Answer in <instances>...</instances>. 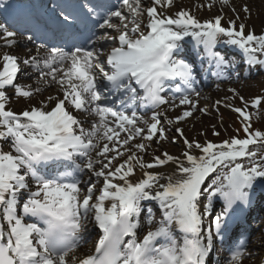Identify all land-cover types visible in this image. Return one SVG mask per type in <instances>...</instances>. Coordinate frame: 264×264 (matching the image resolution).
Here are the masks:
<instances>
[{
	"label": "snow or ice",
	"instance_id": "snow-or-ice-1",
	"mask_svg": "<svg viewBox=\"0 0 264 264\" xmlns=\"http://www.w3.org/2000/svg\"><path fill=\"white\" fill-rule=\"evenodd\" d=\"M118 4L83 0L77 14L60 0H51L50 7L44 5V16L27 29L28 42L45 41L37 45V54L21 59L10 51L0 53V140L11 142L9 151L0 149V264H207L214 240H230V209L249 204L254 182L264 178V130L253 128L256 113L249 110L259 111L264 95L249 100L239 96L241 107L227 105L240 122L237 135L201 143L176 128L185 145L183 159L165 152L163 158L153 156L146 162L141 155L149 146L146 141L166 138L160 119L164 113L158 111L168 103L162 95L166 81L179 79L175 92L181 93L179 104L188 106L176 122L191 117L197 107L192 99L193 93L199 95L193 64L174 58L180 42L190 36L203 44L219 76L229 64L213 51L221 37L245 53L249 65L264 67V32L246 31V24L237 26L235 21L224 26L219 15L200 20L185 9L173 15L158 10L170 8L173 0H152L148 7L143 0ZM17 35L7 21H0L5 47L16 45ZM57 39L60 45L48 46ZM100 41L113 46L105 53L97 47ZM22 65L39 72L44 85H58L62 98L50 95L20 112L7 107L8 87L24 98L41 91L16 82ZM117 93L122 99L107 98ZM70 108L88 113L91 125L85 127ZM138 109L156 110L145 118ZM137 137L140 142H135ZM49 162H58L64 171L48 172ZM169 162L176 167L167 176L150 171ZM137 168L142 176L133 180ZM85 171L90 176L82 181ZM204 193L209 199L219 195L224 202L206 231L203 225L212 205H203L201 211ZM141 201L158 202L162 213L156 220L149 210L142 238ZM89 224L100 234L82 252ZM245 255L242 244L231 246L225 264H243Z\"/></svg>",
	"mask_w": 264,
	"mask_h": 264
},
{
	"label": "bare ground",
	"instance_id": "bare-ground-1",
	"mask_svg": "<svg viewBox=\"0 0 264 264\" xmlns=\"http://www.w3.org/2000/svg\"><path fill=\"white\" fill-rule=\"evenodd\" d=\"M6 1V0H5ZM46 1V0H44ZM147 6H151L152 4V0H147ZM242 1L240 4L236 5L237 8L235 10V18L237 16L238 19L243 20L244 18V8L245 6H247L248 4L244 3L243 1H251L253 5H256L258 2L260 4L264 5V0H240ZM221 4H220V3ZM243 4V6L241 5ZM208 5H211V7H209ZM158 10L164 12L166 15H173L176 11H179L180 9H185L191 12V14L195 15L197 18L200 19V17H202L204 15L203 13V8H207L210 14V17L213 18L215 16L218 15V13H220L222 10V2L221 0L217 1V0H173V5L170 8H160V6H157ZM235 7V5H234ZM239 9V10H238ZM252 9V8H251ZM196 10V11H194ZM237 12V14H236ZM247 12L250 13V11L248 10ZM217 14V15H216ZM221 15V14H220ZM219 15V16H220ZM256 16H261L260 14L258 15V13L255 12ZM223 16V14H222ZM264 16V15H263ZM229 17V16H227ZM230 18V17H229ZM0 21H5L2 18V15L0 14ZM115 22H117L115 20ZM146 22V19H145ZM11 29V28H10ZM109 31V30H108ZM112 32L110 35H115V33ZM17 43L16 45L12 46L11 48H7L3 45L2 41H0V53H2L3 51H10L14 54H17L18 56L21 57V59L26 58L27 55H36V48L37 45H33L30 44L27 41H23L20 37V35L16 37ZM106 44L105 47L103 48V52H107L112 46V42L111 41H100L98 42L97 45H102V44ZM214 51H220L222 52V54H227L226 57H224L227 61H231V57L236 56L235 57V63L232 64H228L231 65L230 68H226L221 72V74L219 76L214 75V73H216L218 71V69L216 68L215 65V60L214 59H210L208 56L205 55V48L203 44H197V42L195 40L192 39V37H185L181 42H180V47L178 50H176V54L174 55V58H179V57H183L191 62H194L196 65H198L199 67L203 64H207L206 68H205V73H207L208 69H212L213 70V75L211 77V79H205L206 82H208V84L210 85V87L214 90H218L221 89L222 86L226 83H235L238 84L236 81H238L240 83V81H245L246 79H259V75L262 72L261 69H263L264 67H261L259 65H256L258 67H255L254 69H250L251 66L254 65H249L247 63V57L246 54L243 53L240 49L232 47V46H227L224 43L220 44V43H216V45L213 48ZM46 50H41V52L39 53V55L42 57L44 55V52ZM199 52H202V57H200L198 60H196L195 58L198 57ZM197 54V55H195ZM229 56V57H228ZM106 61V58H104ZM2 66V65H0ZM227 66V65H226ZM23 68H25V71L29 70V66H24L22 65ZM105 67L107 69V65L105 62ZM240 67H242V70L244 73L239 74L238 71L240 70ZM252 68V67H251ZM257 68V69H256ZM26 74L24 76H27L28 72H25ZM39 74V72H38ZM20 75V74H19ZM18 75V76H19ZM39 76V75H38ZM19 78V77H18ZM207 78H210V76H208ZM224 80V83L221 85L215 84V80ZM239 79V80H238ZM18 80V79H17ZM37 81V82H34ZM17 82V81H16ZM168 82L166 81L164 84V89H166V87L168 86ZM19 83V81L17 82ZM33 83H36L37 86H34ZM214 83V84H212ZM22 85H26V86H30L31 88H36L39 87V85L41 86V90L39 93H37V95L32 96L30 98H26L24 99V103L22 104H11L10 106L7 105V107L11 108L12 110L16 111V112H20L22 110H24L27 107H30L32 105H39L41 101H46L47 98L51 95V96H58L62 98V92L59 90L58 85H56L55 83H50V86L44 85L39 79L38 77H36L35 80H28L27 82H24ZM203 86V83L200 84L199 86H194L196 89V92L199 93L198 96H196L194 93L192 94L194 98L192 99H203V100H208L210 99V96H206V92H204L203 90H200V88ZM43 87H45V90L43 91ZM40 88V87H39ZM165 91V90H164ZM119 95V93H118ZM207 97V98H206ZM118 98V97H117ZM180 98V97H178ZM166 100L168 101L167 104L162 105L160 109L163 108V113H164V118L165 119L163 121V123H161V125L166 128H180L183 130L184 136L187 137L189 140H192V136L193 134L197 133L198 130L202 129V128H206V126L208 125V123H210L209 118L211 117L209 112H201V111H197L195 113H193V115L190 117V120H186V121H182V122H176L175 121V117L180 115L184 110H186L188 108L187 105H180L179 101H177V97L175 96H169L168 98H166ZM54 103V102H53ZM148 110H152V109H148ZM70 111L73 112L74 115L77 116L78 119H81L84 126L88 127L91 125L92 120L89 117L88 113L87 114H82L79 113L77 110H75L74 108H70ZM207 111V110H206ZM142 112H147V110H140L138 109V113L140 115H144L145 118L149 117V114L142 113ZM152 113H150L151 115ZM207 114V115H204ZM166 118L167 119H171L173 121V123L171 125H169L166 122ZM166 133V130H165ZM175 133L179 136V138H181L183 140L182 137H180V135L175 131ZM167 134V133H166ZM123 135V134H122ZM7 140H0V149H3L4 151H9L10 147H5V143ZM135 142H140V138L137 137ZM168 149H171L170 147H168ZM146 152L141 153V155L143 156L144 160L146 162H151L152 160L147 159L146 157ZM163 153V151L161 152ZM160 153V154H161ZM175 153H173L174 155ZM174 156H178V155H174ZM121 160L118 159L116 161V163H120ZM176 165L172 162H169L168 164H166L165 166L158 167L155 169H151L150 171H157L160 172L161 174L167 176L168 174H171L174 170H175ZM142 176V170H140L139 168L136 169V173L135 176L132 177L133 180L140 178ZM83 179V177H82ZM165 181L162 180L161 183H164ZM98 188L101 186H99V184H97ZM251 191V200L249 202V204L245 205L243 203H239L237 205H233V210L230 209V214L234 213V212H242L243 214H245V221H247L248 223L242 227L241 231H239L240 237L243 236V232H246L248 230H250V228L248 226H251L253 223H256V221H258L260 216H264V184L263 183H258L255 184L254 183V188ZM223 200L221 198H217V199H213V201L211 202L212 205V210H214V208L218 207L220 204H222L223 206ZM145 204V205H144ZM149 205L152 206V208L155 209H159V205L158 202L155 201H141V210L145 207H149ZM260 226L259 229L260 230H264V223L261 222V220H259ZM90 231V229H88V232ZM99 234H96L92 239L89 245H85L83 247L80 248V251H87L93 244L94 242L98 239ZM261 237V236H260ZM257 238V237H256ZM259 237H258V241H259ZM249 239H246L245 242H247L248 244ZM257 245L255 244L253 248H255ZM252 248V249H253ZM259 249V247H258ZM213 252L210 253L209 257L207 258V262L209 261L211 256H214ZM248 256V257H246ZM243 264H264V248H260L259 250H253L250 253H247L243 259Z\"/></svg>",
	"mask_w": 264,
	"mask_h": 264
},
{
	"label": "rangeland",
	"instance_id": "rangeland-1",
	"mask_svg": "<svg viewBox=\"0 0 264 264\" xmlns=\"http://www.w3.org/2000/svg\"><path fill=\"white\" fill-rule=\"evenodd\" d=\"M218 1V0H217ZM220 1V0H219ZM242 1L240 0H228L227 4L222 3V11L220 13H218V15L222 16V24L224 26L228 25L229 21H235L236 25L238 26L240 23H244L247 25L246 27V31L251 29L252 31H254V33L256 34H261L262 32H264V5L260 4L259 2L256 5H253L251 1H243L244 3L248 4L247 8L249 9V12H245L244 13V18L243 20L238 19L237 16L235 18V10L237 8L236 5L240 4ZM148 1L147 0H143V5L145 7L147 6ZM220 3V2H219ZM221 4V3H220ZM235 5V7H234ZM243 6V4H241ZM252 8V9H251ZM239 10V9H238ZM196 11V10H194ZM255 12L258 13V15L260 14L261 16H256ZM203 13L204 15L202 17H200V20H205V19H210V14L207 8H203ZM237 14V12H236ZM217 15V14H216ZM229 16V17H227ZM115 19V18H114ZM114 32V31H113ZM112 32L109 31V34H111ZM114 34V33H113ZM223 37H221V39L217 42V43H224L227 46H232V45H228L224 42ZM99 48H101V51L103 50V48L105 47V44L101 46H98ZM234 47V46H232ZM218 54H220L222 56V53L219 52ZM227 55V54H226ZM225 54H223V57H226ZM258 58H261L260 54H257ZM233 65V64H232ZM252 67V68H251ZM250 69H254L255 67H258L256 65L251 66ZM23 71L21 73H19L18 75V80L19 84H23L24 82H27L28 80H35L36 77H38V72L34 71L31 67H29V70L25 71V68H23ZM257 69V68H256ZM261 73H260V77L259 79H246L245 81H240V83L238 81H236L238 84L235 83H226L222 86L221 89L218 90H214L210 87V85L207 83L204 86H202L200 88V90H203L204 92H206V96H210V99L208 100H203V99H193L196 101L197 107L195 110H193V113L200 111L199 109H206V112H209L211 117L209 118L210 123H208V125L206 126V128H202L200 130H198L197 133L193 134L192 136V140L195 139L201 143H203L205 140H211L213 142H219L223 139H226L228 137H231L233 135H237V130L240 129L241 125L239 120L237 119V114L232 111L231 107H228L227 105H232L233 107H241L242 106V101L239 99V96H243L245 98V100H249L251 98H254L257 95H264V68L261 69ZM28 72L27 76H24L26 73ZM239 74L244 73L242 70V67H240V70L238 71ZM243 75V74H242ZM239 80V79H238ZM37 82V81H34ZM215 84L221 85L224 83V80H215L214 82ZM212 83V84H214ZM34 86H37L36 83H33ZM39 87L41 88V86L39 85ZM34 89V87H33ZM43 91L45 90V87L42 88ZM231 89H235L236 93H233L232 91H230ZM42 91V90H41ZM6 94L9 97V102L7 105H11V104H22L24 103V97H19L15 94L14 88L12 87H8L6 89ZM37 95L34 94L33 96ZM167 92L163 95V96H167ZM192 98L193 95H192ZM207 98V97H206ZM177 101H179V99H177ZM219 101V103H217ZM161 108V107H160ZM158 109V111H163L162 109ZM251 112L256 113V115L253 116V128L254 129H261L264 130V105L261 106L260 110L258 111L257 109H253L250 108L249 109ZM150 114V113H147ZM207 115V114H204ZM150 118V117H147ZM164 116H161V123H163V121L165 119H163ZM190 120V117L186 118L183 121L186 120ZM182 122V121H179ZM166 130L165 133V139H160L159 136H156L153 138L152 141L150 142H145L146 144H148V148L146 151V157L149 160H152L153 156H161L163 158V153L167 152L170 155H173V153H175L174 155H178L181 159H183L182 153L185 150V145L183 143V140L181 138H179V136L175 133V129L174 128H164ZM218 132L219 135H214L213 132ZM240 137L244 136V133L241 131L238 133ZM175 137V141L173 140V138ZM6 146H11V142L10 141H6L5 143ZM168 147H170L171 149H168ZM163 151V153H161ZM161 153V154H160ZM195 154H199L198 151ZM173 155V156H174ZM118 160V159H117ZM244 163H247V161H243ZM165 166V165H164ZM163 166H161L162 168ZM219 175V173H213L210 174V177L206 179L205 184L203 185L204 188H207L208 185L212 184L213 181L215 180L216 176ZM86 177V179H89L90 174L85 171L82 174V177ZM260 178H257V181ZM86 180V181H87ZM93 181H96L95 177H92ZM84 181V180H83ZM97 184H99V186L102 184V181L97 182ZM86 185H82V187H85ZM98 186H97V195L99 194L98 192ZM219 199V195L211 197V199H209V194L208 193H204L200 200H201V204H200V208L201 211L203 210V205L205 204H209L213 201V199ZM145 205V204H144ZM150 208H145L143 210H141V216H140V220L142 223V228L138 231V236L142 238V235L145 231H147L148 229V225L146 223V216L149 213V210H151V214L155 217L156 220H159L162 216L161 210L156 209V210H152V206L149 205ZM223 206L222 204H220L218 207H216V210H213L212 212H210V215L208 217H205V221H204V225H203V230H207L210 224V220L212 217H214L217 213L220 212L219 209H221ZM215 209V208H214ZM262 223H264V217H262L261 219ZM259 220L256 221V223H253L254 225V230H253V234H252V240L250 242V244L244 248L246 254L250 253L251 251L255 250H259L260 248L264 247V230H260L259 229ZM93 224H89L88 229H90V231L86 234L85 240L86 242L83 243L81 245V247L85 246V245H89L91 242V239L93 237V234L95 233V230L93 229ZM264 226V225H263ZM92 227V229H91ZM261 236V237H260ZM257 237V238H256ZM258 237H259V241H258ZM257 245L255 248L254 245ZM259 247V249H258ZM217 248V245L216 247ZM253 248V249H252ZM215 254V253H214ZM248 257V256H246ZM210 264H213V262L211 261ZM221 264H225V260L221 263Z\"/></svg>",
	"mask_w": 264,
	"mask_h": 264
}]
</instances>
